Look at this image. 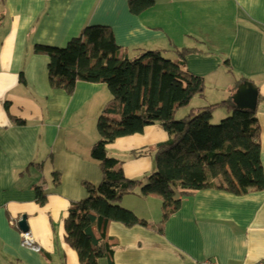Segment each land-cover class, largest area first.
I'll use <instances>...</instances> for the list:
<instances>
[{"label": "crops", "instance_id": "1", "mask_svg": "<svg viewBox=\"0 0 264 264\" xmlns=\"http://www.w3.org/2000/svg\"><path fill=\"white\" fill-rule=\"evenodd\" d=\"M131 1L6 0L0 6V264H81L66 241L65 220L72 204L88 195L84 182L97 186L103 179L101 165L91 157L100 135L87 141L83 132L88 120L97 118V125L111 93L104 83L78 81L72 94L52 87L50 59L34 52L36 44L64 48L86 26L106 25L114 31L120 56L160 50L167 58H184L187 69L204 78L205 90L179 108V119L215 103H234L238 86L251 81L258 88L264 167V0H154L138 14ZM230 109L217 108L212 121L227 117ZM169 137L156 123L107 147L119 160L117 167L138 178L153 173L156 163L152 155L133 151ZM37 185L47 195L43 205L36 199ZM121 205L149 225L111 222L115 264H204L207 259L264 264V190L188 193L166 221L159 195L135 191ZM24 215L40 252L22 245L21 228L12 223ZM99 264L109 261L102 258Z\"/></svg>", "mask_w": 264, "mask_h": 264}, {"label": "trees", "instance_id": "2", "mask_svg": "<svg viewBox=\"0 0 264 264\" xmlns=\"http://www.w3.org/2000/svg\"><path fill=\"white\" fill-rule=\"evenodd\" d=\"M6 0H0V6ZM154 0H132L131 10L140 13ZM4 12L0 11V24ZM35 53L47 55L51 85L69 94L78 81L104 83L111 93L97 121L100 139L91 148L103 179L99 185L84 182L88 195L72 204L65 220L66 241L78 252L81 264H99L106 258L115 264V240L108 234L113 221L128 227L148 226L122 198L139 191L163 200V221L181 206L182 196L207 188L234 194L264 190L261 127L256 110L238 108L229 100L198 108L177 118L179 108L205 90L204 78L190 72L184 58L168 59L160 50H147L136 57L120 56L113 29L88 25L64 48L36 44ZM189 51L181 52L182 57ZM231 113L215 124L217 108ZM18 123L24 120L16 119ZM160 123L170 137L153 147L133 151L150 154L156 166L147 176L128 178L107 145L118 138L142 133ZM60 180L55 173V181ZM40 204L47 200L42 185L35 187Z\"/></svg>", "mask_w": 264, "mask_h": 264}, {"label": "water", "instance_id": "3", "mask_svg": "<svg viewBox=\"0 0 264 264\" xmlns=\"http://www.w3.org/2000/svg\"><path fill=\"white\" fill-rule=\"evenodd\" d=\"M233 101L238 108L255 111L258 102V88L251 81L242 82L233 95ZM19 227L24 231L29 230L26 215L20 219Z\"/></svg>", "mask_w": 264, "mask_h": 264}, {"label": "built area", "instance_id": "4", "mask_svg": "<svg viewBox=\"0 0 264 264\" xmlns=\"http://www.w3.org/2000/svg\"><path fill=\"white\" fill-rule=\"evenodd\" d=\"M13 224L18 225V220H13ZM22 245L30 248L36 252H40L42 250V246L38 243L37 239L33 235L31 230H21L20 231ZM204 264H219L211 259H207L204 261Z\"/></svg>", "mask_w": 264, "mask_h": 264}, {"label": "rangeland", "instance_id": "5", "mask_svg": "<svg viewBox=\"0 0 264 264\" xmlns=\"http://www.w3.org/2000/svg\"><path fill=\"white\" fill-rule=\"evenodd\" d=\"M168 59H172V58H168ZM174 60V59H173ZM177 118H179V116H177ZM96 120H92V121H89L88 120V123H87V126H86V130L83 132V136L84 138L89 141L92 137L94 139V141L97 139V136H98V131H97V126H96ZM221 121V120H220ZM219 121V122H220ZM219 122H214L215 124L219 123ZM95 135V136H94ZM122 202V201H121ZM124 207V206H123ZM134 208L138 209L136 206H133ZM126 208V207H125ZM130 209V208H128ZM131 210V209H130Z\"/></svg>", "mask_w": 264, "mask_h": 264}, {"label": "clouds", "instance_id": "6", "mask_svg": "<svg viewBox=\"0 0 264 264\" xmlns=\"http://www.w3.org/2000/svg\"><path fill=\"white\" fill-rule=\"evenodd\" d=\"M19 221H20V219L18 220V223H19ZM18 226H19V224H18ZM22 230V229H21Z\"/></svg>", "mask_w": 264, "mask_h": 264}]
</instances>
